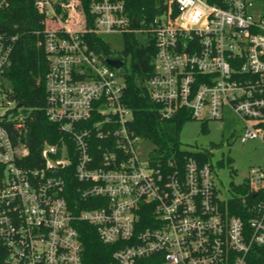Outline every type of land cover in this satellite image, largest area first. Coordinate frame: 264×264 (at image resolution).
Instances as JSON below:
<instances>
[{"label":"built area","instance_id":"obj_1","mask_svg":"<svg viewBox=\"0 0 264 264\" xmlns=\"http://www.w3.org/2000/svg\"><path fill=\"white\" fill-rule=\"evenodd\" d=\"M34 3L48 57L45 112L72 144L45 143L31 166L19 142L29 110L0 112L1 264H86L81 223L113 247L108 264H251L254 250L264 252V166L246 179L254 195H242L245 220L229 211L232 197L219 193L211 162L142 161L144 139L129 130L133 112L122 102L124 78L107 61L118 57L88 37L152 33L147 86L161 116L186 109L193 118H222L230 106L246 121L247 142L264 133V14L252 0H160L139 19L127 0ZM15 39L0 31V83ZM69 182L76 204L66 196Z\"/></svg>","mask_w":264,"mask_h":264},{"label":"trees","instance_id":"obj_2","mask_svg":"<svg viewBox=\"0 0 264 264\" xmlns=\"http://www.w3.org/2000/svg\"><path fill=\"white\" fill-rule=\"evenodd\" d=\"M7 1L8 5L0 7V31L14 35L16 39L13 64L6 71L2 85L9 101H15L18 106L29 110V120L20 134L19 142L28 145L29 158L34 161L30 165L34 166L45 143L60 144L65 139L68 144H72V140L60 131L56 123L49 120L45 112L48 57L44 46L43 15L36 9L35 0ZM159 2L160 0H127L131 14L138 19L151 16ZM88 38L92 48L108 57H114L102 36L90 34ZM156 50V40L152 33H146L144 39L138 33H130L124 35V47L115 56L123 59L124 65L128 59L131 62L130 68L126 67L120 73L125 82L122 102L133 112L128 128L135 135L154 143L150 151V160L154 166L163 168L168 161L182 162L189 156L202 162H210L208 152L188 151L181 146L179 132L184 121L193 118L191 113L185 109L170 118H163L160 114L161 105L152 99L147 80L155 72ZM232 190L250 200L254 195H247L246 183L233 184ZM242 195H234L229 199V211L248 220L251 214L245 210ZM66 196L72 204L79 200L75 182H69ZM77 227L85 246L86 264H108L113 247L100 240L95 226L81 223ZM250 262L264 264L262 249L257 248L252 252Z\"/></svg>","mask_w":264,"mask_h":264},{"label":"rangeland","instance_id":"obj_3","mask_svg":"<svg viewBox=\"0 0 264 264\" xmlns=\"http://www.w3.org/2000/svg\"><path fill=\"white\" fill-rule=\"evenodd\" d=\"M252 10L264 14V0H252ZM144 39L146 33H138ZM102 38L109 44L112 55L117 56L124 47V35L120 33H102ZM130 59L119 70L130 68ZM3 83V82H2ZM0 83V112L11 109L19 111L15 101H9ZM222 118H190L184 121L179 132L182 148L188 151H206L214 165L217 186L222 197L229 198L242 195L232 190V185L246 182L252 167L264 166V133L250 137L247 142L241 141L246 121L239 116L233 107L225 106ZM154 143L150 139L140 142L141 160L147 161Z\"/></svg>","mask_w":264,"mask_h":264},{"label":"water","instance_id":"obj_4","mask_svg":"<svg viewBox=\"0 0 264 264\" xmlns=\"http://www.w3.org/2000/svg\"><path fill=\"white\" fill-rule=\"evenodd\" d=\"M134 24L137 26L138 25V21L135 19L134 20ZM108 63L117 68V69H121V67L123 66L124 60L121 58H108L107 59Z\"/></svg>","mask_w":264,"mask_h":264}]
</instances>
